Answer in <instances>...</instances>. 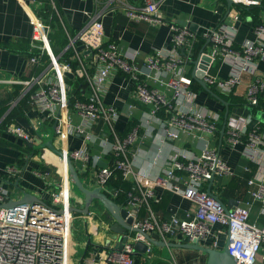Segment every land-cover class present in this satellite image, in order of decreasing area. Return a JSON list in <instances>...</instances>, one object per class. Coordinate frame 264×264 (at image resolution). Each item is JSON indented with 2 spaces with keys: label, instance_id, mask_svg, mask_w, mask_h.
I'll return each mask as SVG.
<instances>
[{
  "label": "built area",
  "instance_id": "built-area-1",
  "mask_svg": "<svg viewBox=\"0 0 264 264\" xmlns=\"http://www.w3.org/2000/svg\"><path fill=\"white\" fill-rule=\"evenodd\" d=\"M96 3L102 0H95ZM164 0H144L134 5L130 0H106L102 10L90 15L87 23L75 34H70L69 43L62 52L54 49L51 40V26L44 22L35 5L22 0V6L32 23L31 46L38 51L29 58L31 63L42 64L44 71L30 79L16 80L30 88L38 85L32 100L45 102L59 109L56 133L63 138L62 164L67 169L66 156L69 155L79 172L91 175L95 187H100L112 199L119 196V190L111 185V180L120 173L124 180L132 175L136 183L119 205L126 210V220L132 222L121 235L111 233L113 219L97 216L90 208L86 217L93 230L105 229V241L98 252L86 254L80 264H146L153 253V244L145 235L157 232L165 242L182 236L188 242L220 248V238L229 239V252L249 264H264V226L250 222L253 202L261 204L264 211V129L256 127L248 130V122L230 121L224 136L225 142L235 145L245 143V154L259 165V170L248 179L251 201L238 204L229 211L225 205L210 194L207 187L214 182L216 175L231 176L233 171L222 159L218 148L207 146L193 158L174 157L170 167L149 181L164 190L181 194L196 206L195 212L182 218L178 214L162 217L153 209L152 201H159L151 189H144L140 177L133 166L131 154L133 146L140 140V125L129 127L124 136L114 128L119 112L106 105L95 83L94 68L103 64L106 69L118 70L126 74L134 84V94L140 102L151 106V117L165 123L167 136L178 139L183 132L215 134L222 120L220 112L195 114L186 102L194 101L196 91L192 89L197 73L204 71L202 79L210 88L234 94L244 77L252 76L247 103L257 105L263 91L264 77L260 73L259 60H264V15L255 27L257 38L237 42L235 22L239 15L222 19L217 26L202 34L206 47L198 54L193 75L186 74L193 61L195 45L199 34L189 25L167 20L171 28L172 48H156L144 62L137 60L138 54L123 53L114 42L105 40L101 20L106 11L122 12L130 22H147L152 25L164 23L166 18L161 11ZM236 9L259 7L264 11V0H232ZM204 56L210 61L205 63ZM216 60L231 65L226 77L210 73ZM206 65V66H205ZM72 74V77L67 76ZM160 73V74H158ZM88 88L86 99L79 97V90ZM86 93V90H84ZM16 104V101L14 102ZM71 109L84 119L104 118L110 125L113 140L108 151L109 159L97 172L92 171L91 155L88 150L67 148L66 138L72 127L69 115ZM134 112V106L130 108ZM38 127V125H37ZM10 132L31 141V135L19 126L8 128ZM87 136L84 128L77 130ZM89 135V134H88ZM165 138L161 140L164 143ZM8 172L18 174L16 165H9ZM66 178L51 183L50 201L23 203L9 208H0V264H70L69 252L71 233L76 212L72 211V187ZM7 192L0 187V202ZM94 204V203H93ZM142 210L145 215H142ZM108 241V242H107ZM138 243L147 248L141 252ZM122 244V247L120 245ZM138 255L141 262H138Z\"/></svg>",
  "mask_w": 264,
  "mask_h": 264
},
{
  "label": "crops",
  "instance_id": "crops-1",
  "mask_svg": "<svg viewBox=\"0 0 264 264\" xmlns=\"http://www.w3.org/2000/svg\"><path fill=\"white\" fill-rule=\"evenodd\" d=\"M24 1L35 5V8L43 7L44 3L48 1L51 4L62 27L58 39L54 42L57 52H62L69 43L67 30L70 34H75L87 23L90 15L102 10L106 4V0L98 3L95 0ZM21 2L22 0H0V187L7 192L5 200L0 204L8 202L12 198H20L23 196V191L31 192L42 200L50 201L52 185L48 183L51 182L55 185V182L65 179L66 172L71 181V187L75 186L68 165L65 169L60 155L56 152V150L61 151L64 145L63 138H60L56 133L59 109L45 102L32 100V95L37 90L38 85L28 88L24 84L15 83L16 80L39 76L44 71L42 64L31 63L27 52H25L28 40L32 35V23ZM130 2L134 5H140L144 0H130ZM160 9L166 20L159 25H152L147 22H130L122 12L106 11L101 17L105 40L116 43L123 53L136 52L138 54L137 60L142 64L146 56L154 49L172 48L169 20L174 19L179 24L189 25L193 31L199 34L193 61L186 71V74L191 76L194 74L193 70L198 54L207 45L206 40L202 37L204 32L217 26L222 19L227 17V19H231L233 16L239 15V19L241 17L239 26H236L239 20L235 22L237 42L254 40L257 38L255 27L264 15V11L259 7L236 9L234 4L229 5V0H164ZM192 24L194 25L193 28ZM57 29L58 27H51V33L57 32ZM201 44V49L196 54L198 45ZM258 66L264 77V60H259ZM230 71L231 65L220 60H216L210 67V73L219 77L228 76ZM94 77L103 102L119 112L113 122L116 132L124 136L129 125L130 127L135 124L140 125V140L133 146L134 152L131 157L135 171L146 176L145 178L140 177L141 185L144 189H151L155 197L159 199V201H152L153 209L158 215L169 217L171 214H178L182 218H186L188 214L195 212L196 206L181 194L164 190L149 181L148 178H154L160 172L167 170L175 156L190 159L201 154L207 146L218 148L222 159L233 171L231 176L216 175L214 182L212 181L208 185L207 190L211 189L212 193L221 198L225 204L231 203L233 207L251 201L248 192V179L259 170V165L251 161L245 154L244 141L229 145L225 142L224 137L222 139L221 131L226 120V106L220 99L206 90L199 81L202 89L196 90V98L194 101L186 102V105L195 114L206 115L220 112L222 120L218 122L219 129L215 134L183 132L178 139H174L166 137L167 128L164 122L151 117V106L140 102L136 97L133 81L126 74L118 70L106 69L103 64H97L94 68ZM251 80L252 76L246 75L237 91L231 94L235 105H231V102L223 97V95H230L213 89L218 94H223L221 96L229 102L225 134L230 121L241 123L247 120L248 130L264 127V85L263 91L260 93L263 97L261 105H253L244 101ZM16 84L23 86L21 95L17 97H15L17 95L15 93ZM84 90L78 91L79 97L83 100L86 99V94L89 91L87 87ZM27 96L29 99L23 100L19 109L20 112L15 111L20 101ZM131 106H134V112L130 114ZM69 115L72 119V127L66 138L67 148L69 150H88L91 155L92 171L97 172L108 163V151L113 140L110 125L104 118L84 119L73 109ZM12 126H19L30 134L31 141L10 132L8 128ZM79 128H84L89 135L79 133L77 131ZM163 138H165L164 143L161 142ZM50 139H52V144L56 150L46 144V141ZM13 164L19 168L18 174L8 172V166ZM90 176L85 174L84 178H80L85 186L94 189L96 187ZM17 180H19L20 188L14 184ZM127 181L136 183L132 175L128 176ZM228 188L231 189L230 192ZM93 205L91 204L90 208ZM75 207L80 209L85 207L84 194L83 198L78 199ZM76 213L82 219L88 235L82 243L83 256L91 252H98L101 249V244L105 241V229L93 230L90 222L87 221V214ZM142 215H145L143 210ZM101 217L114 220L111 225V233L113 234L121 235L127 229L121 225L123 228L121 232L114 231L112 226L116 223V219L107 209ZM250 222L264 226V211L261 210L260 202H253ZM150 236L156 241H163L157 232L150 234ZM71 239L70 264H80L82 258L76 260L73 257L79 252L75 248L76 243L73 240V227ZM220 239V248L223 249L227 241L226 235L221 236ZM89 241L91 243H88ZM169 242L181 244L188 241L179 236ZM169 242H165L166 244L152 242L153 253L148 257L150 259L149 264L206 263L208 255L205 252L190 247L167 245ZM207 244L209 241L203 245L207 246ZM165 249L170 257L165 255ZM138 262H141L139 255Z\"/></svg>",
  "mask_w": 264,
  "mask_h": 264
},
{
  "label": "water",
  "instance_id": "water-1",
  "mask_svg": "<svg viewBox=\"0 0 264 264\" xmlns=\"http://www.w3.org/2000/svg\"><path fill=\"white\" fill-rule=\"evenodd\" d=\"M232 4H234V2L232 0H229V5H232ZM240 19H241V17H240ZM240 19L236 23V26H239ZM191 26H192V28L194 27L193 24ZM203 61L205 63H207L210 61V58L208 56H204ZM203 74H204V71L198 72L196 79L204 86V88L206 90H208L210 93L215 95L218 99H220L225 104L226 109H227L226 110V116H225L226 120H225L224 126H223L222 131H221V135H222V139H223V137L225 135V128H226V124H227L228 112H229V107H230L229 102L226 99H224L220 94L215 92L212 88H210V86L202 79ZM67 76L72 77V74L67 73ZM222 139H221V143H222ZM46 144L49 147H51L52 149L56 150L54 148V145L52 144V139L47 140ZM56 152L60 155H63L60 150H56ZM66 162L68 165V170H69L70 176H71L75 186L78 187V189L84 194V197H85V207L83 209H80V208H77L74 206L71 208L72 211L83 212L84 214H88L91 204H93L94 201L98 200L100 203H102L104 205V207L107 209V211L116 219V223L112 226V229L114 231L121 232L123 230L121 225H124L126 228H129L130 227L129 223L132 222V219L131 218L128 219L129 223L124 221V217H126V215H127L126 210L123 209L108 194L103 192L100 187H96L94 189H91V188H88L87 186H85L84 183L82 182L81 178H80V175H79V172L76 168V165L74 164L72 158L69 155L66 156ZM14 184L16 187L20 188L19 180H17ZM208 191L210 194H213L211 189H209ZM215 197H217L225 205L226 211H229L230 208H233L231 203H229L227 205L217 195H215ZM34 202H44V200L40 199L39 197H37L35 194H33L31 192L23 191V196H21L18 199L12 198L8 202L0 204V208H9V207H13V206L18 205V204L34 203ZM145 235L147 236V238L151 242L158 243V244H166L163 241H156L155 239H153L150 236V234H148L146 232H145ZM88 243H91V241H89ZM167 245L190 247V248H195V249L201 250L208 255V258H207V261L205 264H249V263H246V262H244V261H242V260H240V259H238L235 256L230 254V252H229V239H227L225 247L223 249H218V248L206 246V245L199 243L198 241L181 243V244L169 242V243H167ZM120 247H122V244L120 245ZM136 248L138 250H140L141 252H145L147 246L145 243H138L136 245ZM149 263H150V259L147 258L146 264H149Z\"/></svg>",
  "mask_w": 264,
  "mask_h": 264
},
{
  "label": "trees",
  "instance_id": "trees-1",
  "mask_svg": "<svg viewBox=\"0 0 264 264\" xmlns=\"http://www.w3.org/2000/svg\"><path fill=\"white\" fill-rule=\"evenodd\" d=\"M254 7H256V6H254ZM35 9L38 12V14L43 18L44 22H46L47 24H50L51 27H58L57 32H55V33L52 32L51 33V40H52V43H53V46H54V49H55L54 42L58 39V37H59L58 34H60L61 31H62L61 23H60L58 17L56 16L57 14L55 13V11L52 8V6L49 3V1L44 3L43 7H41V8L36 7ZM244 9H248V8H244ZM201 46H202V44L200 46L198 45L196 54L199 53V51L201 49ZM25 52H27V55H28L29 58L31 56L36 55L38 53V51L31 46V38L28 40ZM192 87H193V89L195 91L202 89L201 84L198 82V80L196 78H194ZM213 89L215 90L214 87H213ZM22 90H23V86L20 85V84H16L15 85V91H16L15 93L17 95L15 97L20 96L21 93H22ZM221 95H223V94H221ZM223 97L226 98L228 101H230L231 105H235V101L233 100V95H230V96L223 95ZM25 99H29V96L23 98L20 101V104H18V106H17L18 110L16 109L15 111L20 112V110H19L20 106H21V104H23V100H25ZM262 99H263V97H262V95H260V99H259L258 105H261V103H262L261 100ZM129 127H130V125H129ZM261 129H264V127H261ZM80 177L84 178L85 177V173L80 172ZM111 185L116 187L119 190V192H120L119 196L114 198L115 201H117L118 203H123L124 202L125 197L127 196V193L133 187V183H131L130 181H127V180H123L122 175L120 173L116 174V176L111 180ZM228 191L230 192L231 189L228 188Z\"/></svg>",
  "mask_w": 264,
  "mask_h": 264
},
{
  "label": "rangeland",
  "instance_id": "rangeland-1",
  "mask_svg": "<svg viewBox=\"0 0 264 264\" xmlns=\"http://www.w3.org/2000/svg\"><path fill=\"white\" fill-rule=\"evenodd\" d=\"M79 198H83V194L78 189L77 186H74L72 188V198H71L72 205H76L78 203ZM91 209L96 212V215L98 217H99V215L102 216L104 214V212L106 211V208L104 207V205L98 201H96V203H94V205L92 206ZM74 215L77 216L78 214L76 213ZM87 237H88V235H87V232L85 230L84 223H83L82 219L79 216H77L73 221V240L76 243L75 248H77V250H79V252L73 256L76 260L81 259L83 257V245H82V243L85 239H87ZM155 249H156V246H155ZM165 255H167V257H170V254H168L167 250L165 252Z\"/></svg>",
  "mask_w": 264,
  "mask_h": 264
}]
</instances>
